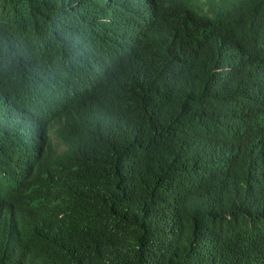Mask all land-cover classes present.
<instances>
[{"label":"trees","instance_id":"trees-1","mask_svg":"<svg viewBox=\"0 0 264 264\" xmlns=\"http://www.w3.org/2000/svg\"><path fill=\"white\" fill-rule=\"evenodd\" d=\"M0 264H264V0H0Z\"/></svg>","mask_w":264,"mask_h":264}]
</instances>
